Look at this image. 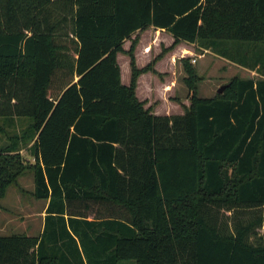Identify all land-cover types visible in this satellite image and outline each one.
Masks as SVG:
<instances>
[{"label": "trees", "instance_id": "obj_1", "mask_svg": "<svg viewBox=\"0 0 264 264\" xmlns=\"http://www.w3.org/2000/svg\"><path fill=\"white\" fill-rule=\"evenodd\" d=\"M150 28L173 36L154 57ZM210 47L259 77L200 96ZM173 57L189 94L170 79L155 106ZM16 117L32 121L0 122V200L32 170L48 203L40 235L0 234V264H264V0H0V120Z\"/></svg>", "mask_w": 264, "mask_h": 264}, {"label": "rangeland", "instance_id": "obj_2", "mask_svg": "<svg viewBox=\"0 0 264 264\" xmlns=\"http://www.w3.org/2000/svg\"><path fill=\"white\" fill-rule=\"evenodd\" d=\"M167 36L169 38H167L168 40L173 37L170 33H168ZM153 39H155V36L151 37V40ZM167 39L166 33L159 34V39L157 40V43L153 42V45L150 49L152 57L161 52L162 45L168 42ZM159 41H162V44H160ZM163 41L166 42L164 43ZM126 43L127 45L130 44L129 41H127ZM214 48L217 49V47ZM216 49H212L211 47L209 48V50L214 52L215 55H220ZM204 50L205 48H200L198 53L194 56L196 57V59H198L197 62H194V60H192V63L199 67V70L203 77V80L200 81L198 84V94L200 96L209 97L215 95L218 92V88L221 85L227 83L234 74H237L242 77H259L258 72L250 68L243 69L237 66L231 67L230 65V67L226 66L224 68V63L221 59H219V57H217V60L214 61L213 65L208 68L209 59L211 56H213V54H207ZM185 53H187V51ZM201 54H205V56L200 58ZM138 59L140 63L138 64L143 65V57L140 56L138 57ZM118 61L121 66L122 81L124 84H129L131 76L129 56L124 53H119ZM159 68L161 69L160 71L164 73L162 74V76H160V80L158 79V77L155 78L157 80V83L154 84L153 87L152 92L154 93V96L152 97L151 103H153L155 106L161 105L162 100L160 97L166 98V95H168V91H170V85H172L170 79H173L174 81L173 90L170 92V94L175 96L177 95V97H179L180 99L183 98L185 100L189 94V88L187 87L184 80L186 77V72L184 71V67L179 57H173L171 59L165 58L163 60V64H159ZM151 75L152 73L146 76L139 86L138 93L139 96L142 98L146 96V94H150L145 91L144 86H147V84L145 85V83L147 82L146 80L148 77L151 78ZM217 83L218 87L216 86ZM164 107H166V104H162L161 110ZM171 110L173 113L179 112L175 104L172 105ZM31 121V117H16L12 118V120H9L7 118L0 120L4 129L7 131V133L5 132V135H14L20 132L25 127H27L31 123ZM4 137L5 136H3V138ZM2 143L6 144L8 142L3 141ZM21 152L29 162L33 161V157H31L28 147L24 148ZM33 190L34 174L32 170H28L22 175H20L18 178L17 185L13 184L8 187L5 196L0 200V224L4 228L2 234L9 235L18 232H24L31 235L38 234L42 222V217L40 215L42 212H44L43 210L47 201H45L44 199L35 198V196L33 195ZM96 209L97 207L93 206V208L88 211L90 217H93L95 215ZM121 263L135 264V261L127 260L122 261Z\"/></svg>", "mask_w": 264, "mask_h": 264}, {"label": "crops", "instance_id": "obj_3", "mask_svg": "<svg viewBox=\"0 0 264 264\" xmlns=\"http://www.w3.org/2000/svg\"><path fill=\"white\" fill-rule=\"evenodd\" d=\"M149 31H150V35H156V34H158V33H160V34H163V33H166V31L165 30H162V29H155V28H150L149 29ZM167 34V33H166ZM140 44L141 45H143V44H145V45H147V41L145 40V39H141V42H140ZM204 51H206V53L207 54H213V56H211L210 57V59H209V62H208V68H210L212 65H213V63H214V61H216L217 60V57H219V59H221L222 60V62L224 63V68L226 67V66H228V67H234V66H237V67H239V68H243V69H249V68H247V67H244V66H242V65H240L239 63H237V62H234V61H232V60H230L229 58H227V57H225V56H222V55H215V53L214 52H212L211 50H209V49H206L205 48V50ZM181 51H180V48H177L176 49V52L175 53H177V54H179ZM140 53L141 54H143V55H145V52L141 49V51H140ZM205 56V54H201V57L200 58H202V57H204ZM196 58V57H195ZM200 58H199V62H200ZM198 61V59L196 60V62ZM230 65V66H229ZM197 68H198V72L201 74V72H200V70H199V67L197 66ZM235 75H237V74H234L233 76H235ZM232 76V77H233ZM248 77H252V76H248ZM216 86L218 87V83L216 84ZM189 93V92H188ZM210 97V96H209ZM25 157V156H24ZM32 157V156H31ZM32 162V161H31ZM45 200V199H44ZM45 201H47V200H45ZM48 203V202H47ZM47 203H46V205H45V208H44V212H42L41 213V217H42V222H41V228H40V231L38 232V234H36V235H31V234H28V235H30V236H38V235H40L41 233H42V231H43V228H44V220H45V214H46V212H45V209H46V206H47ZM3 230H4V228L1 226V224H0V234H2V232H3ZM18 233H20V232H18ZM21 233H24V232H21ZM13 234V233H12ZM27 234V233H26ZM3 235H7V234H3ZM10 235V234H9ZM120 264H124V263H120ZM127 264H134V263H127Z\"/></svg>", "mask_w": 264, "mask_h": 264}, {"label": "water", "instance_id": "obj_4", "mask_svg": "<svg viewBox=\"0 0 264 264\" xmlns=\"http://www.w3.org/2000/svg\"><path fill=\"white\" fill-rule=\"evenodd\" d=\"M228 84H223L218 88V92L222 93Z\"/></svg>", "mask_w": 264, "mask_h": 264}, {"label": "built area", "instance_id": "obj_5", "mask_svg": "<svg viewBox=\"0 0 264 264\" xmlns=\"http://www.w3.org/2000/svg\"><path fill=\"white\" fill-rule=\"evenodd\" d=\"M193 60H194V62H196V60H197V59H196V58H194Z\"/></svg>", "mask_w": 264, "mask_h": 264}]
</instances>
